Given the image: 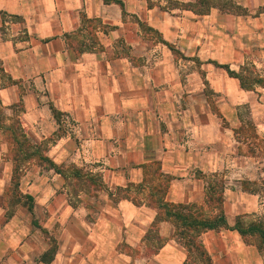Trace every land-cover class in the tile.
<instances>
[{"label": "crops", "instance_id": "obj_1", "mask_svg": "<svg viewBox=\"0 0 264 264\" xmlns=\"http://www.w3.org/2000/svg\"><path fill=\"white\" fill-rule=\"evenodd\" d=\"M193 7L0 0L1 100L60 169L28 160L15 200L0 151V264H187L164 203L214 217L221 196L231 226L255 211L264 0ZM201 239L211 264H264L235 229Z\"/></svg>", "mask_w": 264, "mask_h": 264}, {"label": "trees", "instance_id": "obj_2", "mask_svg": "<svg viewBox=\"0 0 264 264\" xmlns=\"http://www.w3.org/2000/svg\"><path fill=\"white\" fill-rule=\"evenodd\" d=\"M199 3L202 8H194L196 11H201L204 6H209V0H199ZM19 128L21 134L27 139V135L24 132L20 121ZM33 155L38 156L42 163H46L48 166L54 168L56 171H60V169L54 165L48 157H46L40 150H35ZM32 155V156H33ZM16 177L14 176L13 179ZM17 189L19 185V181L16 183ZM32 201V197H29ZM220 203V213H218L214 217H209L199 211L193 206L186 204H173V203H164L162 206L165 210V215L167 218L173 221L175 232L178 235V239L184 244V246L188 249L189 254L196 253L199 257L203 259L207 264L212 263V258L205 247L201 234L203 232L209 230H220L222 228L225 229H235L237 230L243 238H247V236H257L260 240L259 249L264 252V221L260 222H251L250 224H244L242 220L238 217L236 219V223L234 226H231L227 217L222 209L223 199L220 197L217 198ZM56 251V246L53 247L51 252H49V256L53 257V253ZM46 257V256H45ZM47 258V262L51 259ZM46 261V258H43ZM49 259V260H48Z\"/></svg>", "mask_w": 264, "mask_h": 264}, {"label": "rangeland", "instance_id": "obj_3", "mask_svg": "<svg viewBox=\"0 0 264 264\" xmlns=\"http://www.w3.org/2000/svg\"><path fill=\"white\" fill-rule=\"evenodd\" d=\"M8 82L9 81H7L6 74L4 73L0 63V91L2 90L3 86L6 85ZM19 105L21 104L16 103L11 107H7L4 105L0 97V151H2L3 154L2 158L5 161L13 162V165L15 167L14 176L16 178L13 180L10 187L11 190H13L14 192L15 200L18 195L16 183L19 181L22 174L20 169L24 168L28 160L33 159V157L35 156L33 155L34 153L33 145L21 134L19 128L20 126L18 121L20 120L17 118V112L20 110ZM262 147L264 148V144ZM253 189L254 190L257 189L260 195L259 198L255 199L256 200L255 206H257V208L253 213H246L239 216V218L242 220L244 224L264 221V181L259 182L258 187L254 186ZM211 206L220 207V203L218 202L217 198L213 199ZM198 210L202 211V213L206 215L204 209H198ZM176 236L178 238L177 234ZM243 239L246 243L254 246L257 250V253L261 255L264 259V252H262L259 249L260 240L257 236L248 235L247 238H243ZM187 264H207V263L203 261V259L199 257L196 253H192L189 254V257L187 259Z\"/></svg>", "mask_w": 264, "mask_h": 264}]
</instances>
